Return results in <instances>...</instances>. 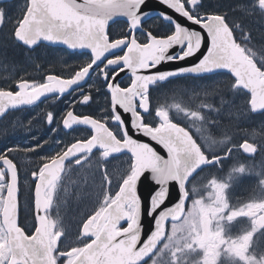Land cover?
<instances>
[{
  "label": "snow or ice",
  "instance_id": "6c2138e0",
  "mask_svg": "<svg viewBox=\"0 0 264 264\" xmlns=\"http://www.w3.org/2000/svg\"><path fill=\"white\" fill-rule=\"evenodd\" d=\"M159 2L198 25L203 32L181 24L166 11H161L159 16L173 25L174 30L163 35L147 31L143 27L150 15L144 11L146 0H28L26 12L14 29V37L18 41L28 47L45 41L72 50L86 49L90 51V60L68 78L49 74L42 83L21 79L16 91L0 88V115L9 109L34 105L46 95H62L73 86L79 88L80 82L86 80L94 66L99 69L110 100L106 101L109 107L101 110L107 113L102 119L91 115L78 116L72 110L63 116L62 123L66 129L75 125L89 126L92 135L88 139H77L66 150L62 149L51 157L42 158L45 162L38 171L32 172L37 215L31 235L18 223V169L10 158L13 152L21 149L6 148L0 153L3 165L0 167V264H60L61 260L63 264H145L146 258H151V264H165L166 257L167 264H184L190 254L200 255L198 264H221L222 256L238 259L243 264H264V256L256 260L249 253L256 234L264 235V195L254 196L239 206H231L227 196L229 184L212 179L207 200L203 197L193 199L185 212L190 195L188 185L197 171L219 163L222 157L210 156L187 128L173 122L168 106L161 104L156 107L155 117L159 122L155 126L146 122L142 115L150 114L152 87L185 74H211L217 70H226L233 75V90L242 88L249 93L248 110L264 112V58L258 66L256 54L237 42L226 13L202 14L199 11L204 8L202 0ZM237 7L245 8L244 5ZM256 7L264 11V0H256ZM119 17L125 19L127 31L122 32L119 38L110 39V24ZM4 20L5 10L0 8V24ZM234 27L239 28L240 24L235 23ZM205 47L206 52L197 57ZM174 48L177 51L170 54ZM117 49H123V55L106 59ZM189 58H196V62L164 71H151L162 64L179 65ZM125 70L131 75V82L122 87L115 81ZM92 99L91 95L82 94L80 103L88 104ZM221 102L229 103L223 99ZM172 107L186 111L193 120L195 131L208 141L209 147L217 143L211 134L205 135V117L200 111L181 109L179 104ZM202 107L211 108L212 105ZM117 109L130 114L131 129L162 146L167 157L149 143L129 135L125 120ZM46 120L49 124L53 122L52 111L47 112ZM109 121L117 128L109 127ZM228 139L224 137V140ZM41 146L37 144L23 151H35ZM234 147H229L227 154H231ZM96 148L102 150L103 157L127 151L131 162L120 176L121 183L115 195L105 191L99 207L83 222L80 237L87 242L61 251L64 229L58 228L48 213L65 172V162L78 157L74 164L81 165ZM239 148L248 154L258 150L257 144L247 139L239 144ZM246 171L254 169L241 165L232 170L235 174ZM145 172H150L151 176H144ZM257 174L264 176V170ZM142 178L154 186L158 185L155 191H149L147 200L142 199L138 191ZM103 179L111 184L106 172ZM171 185L176 186L178 199L157 215V210L170 198ZM259 185L264 191V179L259 181ZM191 192L198 193L194 184ZM241 217L250 221V228L241 235H229L231 224ZM144 219H148L150 225H145ZM122 222H126V226H122ZM169 222L170 232L167 229ZM149 227V234L141 243L142 233Z\"/></svg>",
  "mask_w": 264,
  "mask_h": 264
},
{
  "label": "flooded vegetation",
  "instance_id": "af4514ba",
  "mask_svg": "<svg viewBox=\"0 0 264 264\" xmlns=\"http://www.w3.org/2000/svg\"><path fill=\"white\" fill-rule=\"evenodd\" d=\"M202 2L204 4L202 5L204 8L199 9L202 14L205 12L211 13L215 11V9L212 8V3L210 0H202ZM27 3L28 0H0V8L5 10V20L2 24H0V88H5L12 91L18 90L17 83L21 79L42 83L49 74L60 75L63 78H68L71 75H74L75 72L79 70L80 66L89 61L91 55L87 51H71L63 46L50 45L47 43H39L35 46L28 47L22 42L18 41L14 37V29L18 26V21L22 19L23 14L26 12ZM221 11L223 10H219L218 12L227 14L226 19L230 22V27H233L234 37L237 39V42L242 46L250 48L252 52L256 54L255 58L259 66L262 63V58H264V11L259 10L260 15L262 14V18L259 15V21L253 20L250 27L247 26L246 23H241V29L240 27H234V24L237 22L233 21L227 12ZM154 19L159 18H150L145 21L143 23L144 29L151 31L156 35L170 34L171 31L174 30L173 25L163 20L161 24L163 30L161 33H159L154 28ZM126 31L127 25L125 21L116 20V22L110 24L109 27L110 39L119 38L120 34ZM251 32L254 33L255 36L250 35ZM44 49L53 51L55 56H52L51 59H49L47 56H44L42 53ZM123 51V49H119L108 58H113L115 55H123ZM100 66L103 67L102 64ZM111 71L112 68L109 69L110 74ZM180 78L193 79L200 85V87L204 85L206 87L214 85L216 91L221 90L222 87H226L229 92L233 91L231 84L234 83V79L232 75L223 71L198 76L186 75ZM130 82L131 75H126L119 81L122 87H127ZM167 82L168 81L162 82L150 89V114L142 113V115L145 116V121L151 123L153 126L159 122L158 118L155 117L154 112L157 102L153 95L154 89L164 88L163 86L166 85ZM97 88L100 89L99 92H97ZM243 91L246 97L249 99V93L245 92V90ZM82 94H89L93 97V99L88 104H82L80 103L82 100ZM104 94H107L108 97H110L107 93L106 85L103 84V80L99 75V69L96 68L92 71L86 82L79 86V88L68 91L62 95L57 94L48 98L40 99L36 102V104L31 106H21L16 109H9L6 111V113L0 115V153H3L6 148H12V145L14 144H19V146L14 147L21 149L20 151L13 152L10 158H12L14 163L17 164L18 169V223L21 227L25 228V231L29 235L34 232L36 224L34 206L35 179L32 177V172L38 171L40 165L45 162L42 158L51 157L57 152H60L62 149H67L69 144L67 145L61 143L60 148L54 151L51 150V143H54L59 135L65 136L68 141L69 135L73 137L74 133V140L90 138L92 132L88 127L79 126L67 130L62 123L63 116L68 110H72L74 114L78 116L91 115L95 118L102 119L103 117H101V114L96 109V99L100 95L104 96ZM176 102L177 101H175V103ZM230 103L231 102L228 104H222L221 101H218L216 94L208 93L206 96H200L191 104L192 106L190 105L192 109L200 111L205 117V135L211 134L215 139H217L216 145H212L211 147H209L208 141L203 139L201 134L195 131L193 120L186 115V111L179 110L178 113L180 111L183 112V114L179 116L170 115V118L173 120V122L187 128L192 133L194 138L197 139V142L201 143L202 147L207 149L210 156L215 154L222 157L219 163L202 167L197 171L193 181L188 185L190 195L187 198L186 205L192 198L196 199L203 197L207 200V193L209 192L208 189L210 188L209 185L212 179H216L218 182L229 184L227 196L231 206H239L249 202L251 199L249 198V189L247 188L245 182H248L250 177H256L255 173L257 174L260 172L259 170L262 168V163L264 161V136L260 133V131L254 130L253 127L256 124V119L264 116V112L252 113L250 110H248L247 101L244 102L242 110H248V116H244L247 120H243L241 122L243 130H247L249 133L241 136L235 133L234 130L236 123L235 118H237V116L234 117L229 115V111H227L229 108L228 105ZM208 104L212 105V107H202V105ZM232 107L233 106H231V108ZM217 109H219V111H216ZM49 111L54 113V120L51 124H49L46 120V114ZM26 117L33 120L31 122L32 128L28 134L24 133L25 128L23 127L24 122L22 121V119ZM249 120H251V122ZM81 130L88 131V135L82 136L80 133ZM251 131H256V133L251 135ZM225 136L229 137L230 139L224 140ZM28 138H38V143L42 146L39 147L41 150L39 152L36 150L34 152H27L29 156L25 158L26 154H24L25 151L23 152L22 146L29 147V145L25 143V140ZM5 139H12V143L8 141L5 143ZM245 139H247L249 142L257 144L258 150L256 153L252 155H246L241 151L239 144ZM233 145L236 147L233 148L231 154H227V149ZM101 152L102 150L100 149H94L90 154H98ZM125 156H130V154L125 153L118 156L111 155L106 158L107 160H116ZM235 156L240 158L241 163H235ZM76 158L78 157L70 158L65 162L66 169L62 176H64L67 172L69 168L67 167L68 165H74L77 169H80L84 165V161H82L81 165H75L74 160ZM241 165H244L246 168L250 166L252 169H254V171H246L244 174H235L232 172L233 168H237ZM2 166L3 165L0 164V167ZM26 167L29 168L28 171L26 170ZM27 173H29L30 176H26ZM230 176L232 177L231 179ZM258 177L262 178V176ZM242 179L245 180L243 181ZM27 181L30 183L29 190L25 187ZM193 184L198 189L196 196L191 192ZM118 189L119 187L117 188V191ZM114 194L115 192H113L112 195L114 196ZM25 196H27L28 200L33 204V212L30 218L29 214L27 216L20 214V204L23 199L25 200ZM58 213L59 211H56L55 207L52 206L48 215L50 218L55 219V217L58 216ZM20 216L23 217V221ZM122 226H126V222H122ZM250 226V221L247 218H238L231 224L229 235L233 237L241 235L243 231L249 229ZM81 229L76 234H70L66 236L64 235L61 237V251H66L71 246H80L82 243L87 242L80 237ZM249 253L253 255L256 260H260L261 257L264 256V235H262L260 232L256 234L254 244L250 248ZM199 261V254H190L185 258L184 264H198ZM60 264H63V260L60 261ZM145 264H151V258H147ZM165 264H167V257L165 258ZM221 264H243V262L238 261V259L222 256Z\"/></svg>",
  "mask_w": 264,
  "mask_h": 264
},
{
  "label": "rangeland",
  "instance_id": "374dc122",
  "mask_svg": "<svg viewBox=\"0 0 264 264\" xmlns=\"http://www.w3.org/2000/svg\"><path fill=\"white\" fill-rule=\"evenodd\" d=\"M212 3V8L215 9L216 12L219 10H223L221 12H227L233 21L237 23H248L249 25L252 24L253 20H259V8L256 7V0H210ZM238 5H244V10L238 8ZM262 18V14L260 15ZM247 25V26H249ZM241 29V27H240ZM261 35V34H260ZM43 55L52 58L55 56L53 51H49L47 49L43 50ZM60 57V56H59ZM27 63V62H26ZM205 82V81H201ZM164 88H156L154 89V97L157 100L156 107L163 104L165 106H174L179 104L181 109L185 110H195L190 107V105L196 101L200 96H206V94H216V88L214 85L210 87H206L205 85L200 87V85L191 79H185L180 81L171 82L168 85L163 86ZM110 100L107 94L100 95L96 99L97 110L101 114V117L106 115V112H102L101 110L104 108L109 107L106 101ZM231 102L228 105L227 111H231V115L236 117V123L234 126L235 133L238 135L244 136L245 134L249 133L247 130H243L242 122L245 119L244 116L248 114V110H242L244 106V102L248 100V98L244 95L243 92L233 90L232 93L230 92V97L226 98L225 101ZM175 101H177L175 103ZM192 106V105H191ZM231 106H233L231 108ZM176 110L175 107H172ZM154 108V112H155ZM239 111V112H236ZM169 112L171 109L169 107ZM32 114V113H31ZM183 112L173 113L174 116L182 115ZM154 115V114H153ZM32 116V115H31ZM248 116V115H247ZM22 121L24 122L23 127L25 128V134L30 132L32 128L31 122L32 119L28 117L23 118ZM251 122V120H249ZM254 121V120H253ZM247 124V123H245ZM109 127L116 129L117 125L109 121ZM254 130L260 131V133L264 136V116L259 117L256 119V124L254 125ZM256 131H251V135L255 134ZM32 132V131H31ZM80 133L82 136H87L88 131L81 130ZM244 133V134H243ZM75 138V133L73 137L69 135V141L65 138V136L59 135L57 140L54 143H51L52 147L51 150L54 151L60 148V144H72ZM10 142L12 143V139H5V143ZM39 139H26L25 143L28 146H22L23 149H31L38 143ZM14 146H19V144H14ZM36 151H41L40 148H36ZM24 152V151H23ZM29 151H25L26 157L29 156L27 153ZM34 152V151H32ZM238 156V155H237ZM108 158V157H107ZM106 157H103L101 153L98 154H89L86 161H84V165L77 169L76 166H71L68 168L67 172L59 183L57 188L55 197H54V204L56 211H59L57 214L58 216L55 217L57 227L64 229L65 236L70 234H76L82 228L83 222L87 219L89 215H91L100 205V202L103 199V193L107 191L110 195L113 192L117 191L119 184L121 183L120 176L122 173L128 168V165L131 162V156H125L120 159H113L107 160ZM236 164L241 163L240 158L235 156L234 159ZM28 171L29 168L26 167ZM264 170V161L262 163V168L259 170L260 172ZM105 172L108 174L109 179L111 180V184H108L104 181L103 177ZM259 173V172H258ZM30 176L29 173L26 176ZM256 177H250L248 182H245L247 188L249 189V198H253L254 196L264 195V191H262L261 186L259 185V181L264 179L258 177L260 175L256 174ZM243 181L245 179H242ZM26 189L29 190L30 183L27 181ZM208 191L210 192L211 189L209 188ZM115 195V194H114ZM196 196V194H193ZM208 195V193H207ZM27 196H25V200L22 201L24 209L26 212L30 213L31 206L29 201L27 200ZM193 198L188 202L186 205V211L189 210L191 207ZM168 231L171 230V222H169L167 226Z\"/></svg>",
  "mask_w": 264,
  "mask_h": 264
},
{
  "label": "water",
  "instance_id": "95a60500",
  "mask_svg": "<svg viewBox=\"0 0 264 264\" xmlns=\"http://www.w3.org/2000/svg\"><path fill=\"white\" fill-rule=\"evenodd\" d=\"M144 11H148L149 14H150L149 17H148L145 21H147V20L150 19V18H160V19H163V18H161V17L159 16V14H160L161 11H166L169 15H172V16L174 17V19H176V20H177L178 22H180L181 24H183V25H185V26H187V27H189V28H192V29H195V30H198V31H202V32H203V30H202L198 25H194V24H192L191 22L187 21L185 18L180 17L178 14L172 12V10L167 9L165 6H163L162 4H160L159 0H146V6H145V8H144ZM117 20H124V21H125V19H124L123 17H119V18H117ZM145 21H144V22H145ZM203 34L205 35V38H207V37H206V33H203ZM39 43H47V44H50V45L63 46V47H65V48H67V46H64V45H61V44H52V43H50V42H45V41H41V42H39ZM39 43H38V44H39ZM69 50H71V51H87V52L90 53V51H89V50H86V49H77V50L69 49ZM118 50H119V49H117V50H113V52H112L111 54H108V55H107L106 59H107L110 55L114 54V53H115L116 51H118ZM175 51H177V49H175V48L172 49V50H170V54L174 53ZM203 52H206V47H205V48H202L201 53H197V57H200L201 54H202ZM106 59H105V60H106ZM195 62H196V58H189L187 61H181V62H179V65H175V64H162V65L158 66L156 69H152L151 71H164V70H168L169 68H172V67L186 66V65H188V64L195 63ZM121 67H122V65H121ZM95 69H96V66H94V68H93L92 70H90V74H91L92 71L95 70ZM220 71L227 72V73H229L230 75H232L230 72H228V71H226V70H217V71H215V72H220ZM215 72H214V73H215ZM90 74H89V76H90ZM126 75H130V73H129L127 70H125L123 73H121V74L117 77V79H116L115 82H119V81H120L124 76H126ZM185 75H192V74H185ZM185 75H182V76H185ZM201 75H203V74H201ZM89 76H88V77H89ZM192 76H198V75H192ZM232 76H233V75H232ZM88 77L86 78V80L88 79ZM179 77H180V76H179ZM233 78H234V77H233ZM86 80L80 82V86L83 85V84L86 82ZM76 88H77L76 86H73V88L69 89L68 91H71V90L76 89ZM68 91H67V92H68ZM246 92H247V91H246ZM53 95H57V94H49V95H46V96H44V97H41V99L48 98V97H51V96H53ZM117 110L121 112V115H122V117H123L124 120H125L126 126L128 127L129 135L133 136V138L138 139V140H140V141H142V142L149 143V144H150V145H151V146H152V147H153L158 153H160L162 156L167 157V153H166V151L162 148V146H160L159 144H157V143L151 141L150 138H148V137H145V136H143V135H141V134H137L136 132H134V131L131 129V125H130V122H131V116H130V114H125V113H123L122 110H120V109H117ZM256 113H258V112H256ZM78 126H84V125H75V126H73V127H78ZM73 127H72V128H73ZM87 127H89V126H87ZM89 128H90V127H89ZM67 130H70V129H67ZM90 130H91V128H90ZM91 131H92V130H91ZM96 149H99V148H96ZM100 150H101V149H100ZM241 151L243 152L242 149H241ZM123 153H128V152H127V151H122L121 153L110 154V155L118 156V155H121V154H123ZM243 153H245V152H243ZM128 154H130V153H128ZM245 154H246V155H252V154H248V153H245ZM0 164H2V163H0ZM144 176H149V177H150V176H151V173H150V172H145ZM156 187H158V185H157V186H154L149 180H146V179H143V178H142V182L138 184V191H139V193L141 194L142 199L147 200V199H148L149 191H150V190L155 191V190H156ZM175 190H176V186H175V185H171V186H170V189H169V191H170V198L165 202V204L162 206L161 209H158V210H157V215H158V212H159L160 210H162L163 208H166V207L170 206L171 204H173V203H175V202L177 201L178 198L175 196ZM34 191H35V190H34ZM34 198H35V197H34ZM34 206H35V204H34ZM36 215H37V213H36V210H35V218H36ZM143 223H144L145 225H150V221H149L148 219H144V220H143ZM149 231H150V227H149V228H146V229L143 231V233H142V237H141V243L143 242L144 239L147 238V235L149 234ZM146 259H147V258H146Z\"/></svg>",
  "mask_w": 264,
  "mask_h": 264
},
{
  "label": "trees",
  "instance_id": "16d2710c",
  "mask_svg": "<svg viewBox=\"0 0 264 264\" xmlns=\"http://www.w3.org/2000/svg\"><path fill=\"white\" fill-rule=\"evenodd\" d=\"M260 20V19H259ZM258 20V21H259ZM162 22H163V19H154V21H153V25H154V28H155V30H157L159 33H161L162 32V30H163V27H162ZM247 25H249L248 23H247ZM249 27H250V25H249ZM252 33V32H251ZM250 33V35H252V36H255V34L254 33H252L251 34ZM181 77H183V76H181ZM234 79V78H233ZM180 80H185V79H182V78H180V77H176V78H171V79H169L168 80V82H167V84L166 85H168L169 83H171V82H175V81H180ZM193 80V79H192ZM165 86V85H164ZM235 90H237V91H240V92H243L244 93V91L242 90V88H238V89H235ZM234 90V91H235ZM228 92V93H227ZM231 92V91H230ZM230 92L228 91V89H226V87H222L221 88V90H217V93H216V97L218 98V101H222V99L223 100H225L226 98H229L230 97ZM246 92V91H245ZM232 93V92H231ZM245 95V94H244ZM246 96V95H245ZM226 101H228V100H226ZM170 107V109H171V112H170V115H172V112L173 113H177L178 111H179V109H176V110H174L171 106H169ZM153 112V111H152ZM27 200H28V198H27ZM22 201H24V199L22 200ZM22 201H21V204H20V214L21 215H24V216H27L28 214H29V218L32 216V212H33V204H32V202L31 201H29V203H30V206H31V211H30V213H28V212H26L25 211V209H24V206H23V204H22ZM20 218L22 219V221H23V217L22 216H20Z\"/></svg>",
  "mask_w": 264,
  "mask_h": 264
},
{
  "label": "bare ground",
  "instance_id": "6f19581e",
  "mask_svg": "<svg viewBox=\"0 0 264 264\" xmlns=\"http://www.w3.org/2000/svg\"><path fill=\"white\" fill-rule=\"evenodd\" d=\"M216 134V133H215ZM219 138H220V136H219ZM217 140V139H216ZM219 141V140H218ZM216 145V144H215ZM221 148V147H220ZM224 151V150H223Z\"/></svg>",
  "mask_w": 264,
  "mask_h": 264
}]
</instances>
